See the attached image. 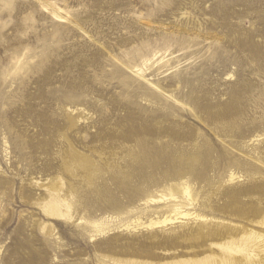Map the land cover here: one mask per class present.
<instances>
[{
  "label": "rangeland",
  "instance_id": "1",
  "mask_svg": "<svg viewBox=\"0 0 264 264\" xmlns=\"http://www.w3.org/2000/svg\"><path fill=\"white\" fill-rule=\"evenodd\" d=\"M58 176L72 220L42 207ZM250 229L264 0H0V264L202 257Z\"/></svg>",
  "mask_w": 264,
  "mask_h": 264
},
{
  "label": "bare ground",
  "instance_id": "2",
  "mask_svg": "<svg viewBox=\"0 0 264 264\" xmlns=\"http://www.w3.org/2000/svg\"><path fill=\"white\" fill-rule=\"evenodd\" d=\"M68 153L70 162L64 163L65 168L69 170L71 168V163H79L81 168L87 172V175H89L90 173L88 170L92 167V162L89 157L78 152L72 144L70 145ZM47 188L50 191V199L42 203L45 213L54 218L72 220L74 218L73 212L71 211L72 203L68 201L66 193L62 194L63 179L61 176H58L54 182L52 181ZM185 193L189 195L188 188L185 189ZM180 210L181 206L174 208V212L177 215L182 214L183 217L189 216L188 213L183 214ZM170 221H172V218L167 217L163 221H157L155 224H165ZM43 228L50 233L53 231V228L49 225H45ZM97 229H99L100 233L107 232V228ZM248 233L251 238L258 240L257 244L249 245L245 243L244 246L243 244L235 245L236 242L234 240H230L227 243L218 244L222 250L217 252L214 248L210 247V253L202 257H200V253L197 252L194 253V257H185V253H182L183 255H181V253H172L170 254L171 260L169 261H145L142 263L139 260L137 261H139L140 264H264V234L253 229H250ZM203 234L204 232L202 230H197L196 234L193 236L200 238ZM137 261L132 260L131 263Z\"/></svg>",
  "mask_w": 264,
  "mask_h": 264
}]
</instances>
